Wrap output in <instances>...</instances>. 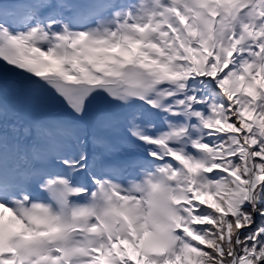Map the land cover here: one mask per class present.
I'll return each mask as SVG.
<instances>
[{
    "label": "snow or ice",
    "instance_id": "snow-or-ice-1",
    "mask_svg": "<svg viewBox=\"0 0 264 264\" xmlns=\"http://www.w3.org/2000/svg\"><path fill=\"white\" fill-rule=\"evenodd\" d=\"M0 264H264V0H0Z\"/></svg>",
    "mask_w": 264,
    "mask_h": 264
},
{
    "label": "bare ground",
    "instance_id": "bare-ground-1",
    "mask_svg": "<svg viewBox=\"0 0 264 264\" xmlns=\"http://www.w3.org/2000/svg\"><path fill=\"white\" fill-rule=\"evenodd\" d=\"M19 77L15 70L5 67L3 62H0V79H6L8 81L17 80Z\"/></svg>",
    "mask_w": 264,
    "mask_h": 264
}]
</instances>
